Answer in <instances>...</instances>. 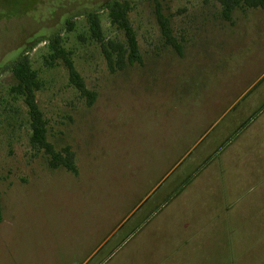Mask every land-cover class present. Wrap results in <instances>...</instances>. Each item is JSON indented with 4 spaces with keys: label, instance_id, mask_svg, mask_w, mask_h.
I'll return each mask as SVG.
<instances>
[{
    "label": "rangeland",
    "instance_id": "1",
    "mask_svg": "<svg viewBox=\"0 0 264 264\" xmlns=\"http://www.w3.org/2000/svg\"><path fill=\"white\" fill-rule=\"evenodd\" d=\"M110 1L0 0V264H264V9L229 23L214 0H133L142 62L111 71L86 25L96 12L123 43ZM56 34L90 106L43 63ZM25 52L47 139L71 148L77 174L29 142L9 94Z\"/></svg>",
    "mask_w": 264,
    "mask_h": 264
},
{
    "label": "trees",
    "instance_id": "2",
    "mask_svg": "<svg viewBox=\"0 0 264 264\" xmlns=\"http://www.w3.org/2000/svg\"><path fill=\"white\" fill-rule=\"evenodd\" d=\"M132 1L112 0L105 6L110 24L123 35V43L105 40L97 13L88 12L86 14L88 37L99 47L100 53L111 71L116 69L122 70L126 66L141 64L142 62L136 34L129 20ZM214 1L221 7L220 16L222 20L229 23H231L232 13L236 9L241 11L258 8L264 9V0ZM157 14L165 43L180 54V45L173 36L168 19L159 13L158 8ZM67 25L71 27L72 22H67ZM26 53L18 55L10 65V72L14 78V83L9 87V94L16 99H20L25 107L26 120L31 131L29 142L37 150L43 152L50 169L62 167L72 174H77L74 153L71 148L64 146L57 150L47 139L46 120L36 101V92L42 88L43 84L37 71L32 68L31 61ZM71 55L70 50L62 44L60 35L56 34L47 39V53L42 56V60L44 65L49 67L63 65L67 72L69 83L85 99L86 105L90 106L96 98V92L86 87L81 75L74 66ZM1 219L0 193V221Z\"/></svg>",
    "mask_w": 264,
    "mask_h": 264
}]
</instances>
